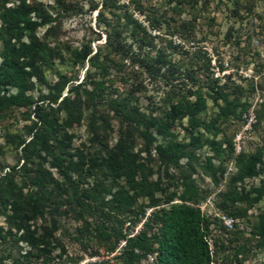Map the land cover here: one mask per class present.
I'll return each mask as SVG.
<instances>
[{"label": "rangeland", "instance_id": "374dc122", "mask_svg": "<svg viewBox=\"0 0 264 264\" xmlns=\"http://www.w3.org/2000/svg\"><path fill=\"white\" fill-rule=\"evenodd\" d=\"M102 1L29 0L36 12L30 16L42 22L34 37L43 56L36 59L30 78L32 86L25 93L33 103L8 109L0 115V171L21 164L18 142L20 138L28 140L30 137L27 127L36 120V104L48 112L47 107L55 108L65 96L76 99L72 120L80 114L79 119L61 131L57 140L67 158L77 160L80 154L84 160L95 158L100 168L97 170L99 177L101 172H106L107 156L118 151L125 130L119 113L114 112L110 102L116 106L127 105L124 107L127 110L135 108L153 115L168 107L170 96L164 94L168 86L158 79H149L145 75L138 77L135 83H141L140 90L131 93L133 80L127 77L131 71L127 60L122 59L125 56L123 50L130 44L129 38L116 52L105 47L106 33L101 20L113 21L112 14L128 12L146 27L153 47L171 60L170 72L179 74L184 84H188L187 75L194 76L195 89L201 91L204 98L208 92L218 100L215 102L206 96V105L198 115L202 126L197 129L190 130L184 119L181 123H172L166 134L151 128L149 144L135 131L128 133L127 140L123 139L124 157L132 166L133 161L142 169L135 177L137 182L143 178L146 183L135 203L139 208L137 213L144 211V215L134 225L124 224L122 231L135 233L142 220L151 217L154 210L168 209L169 204L164 203L166 198L177 203L185 191L195 193L197 198H205V201L219 199V194L227 192L229 179L237 173L239 152L262 151L256 174L234 185L237 197L232 210L237 217L225 214L234 220L233 229L225 232L222 224L216 221L210 225V237L214 251L217 250L213 252V264H264V242L256 233L257 228H264V0H116L117 4L125 6L120 10H114L113 0H106L108 7L97 17ZM9 2L11 5L15 0ZM94 6L95 10L92 9ZM84 45L91 48V55L100 50L99 61L106 63V74L91 67L87 60L83 65L75 61L74 53ZM148 50L147 47L140 53ZM131 51L140 50L132 45ZM118 55L121 59L116 57ZM102 56L110 59L105 61ZM60 76L65 78L61 86L57 85ZM215 79H218L217 84L212 83ZM181 81L173 83L183 87ZM234 86H240L242 91L234 90ZM56 96V102L52 101ZM223 98H237L240 106L246 103L248 109L243 112L239 107L236 117L223 120L217 116ZM58 116L62 121L65 114L60 112ZM8 136L15 139L14 143L7 144ZM169 142L186 144L198 158V165L206 158H212L216 167L224 169L223 174L217 173V182H214L201 173L194 161L189 162L186 158L179 160L180 168L168 166L158 156V148L163 149ZM215 143H221L220 148ZM50 162L51 157L45 156L35 167L42 166L54 178L60 177L50 167ZM125 182L124 177L106 179L112 192L117 185H126ZM257 189L261 193L254 191ZM149 194L158 200L155 207H148ZM149 208L153 210L148 216ZM16 221L9 207L0 206V233L3 236L0 238V256L12 249L18 256L30 251V264H85L96 260L101 264H121V260L114 257L119 256L117 251L121 242L116 252L106 255L96 242L90 247L77 241L89 220L76 213L68 202L46 207L43 216L25 224L36 234L49 237L53 243L47 250L32 249L24 239L27 237L24 230L18 226L23 221ZM151 227L148 234L155 230L154 225ZM95 248L103 256L93 254ZM72 259L79 261L74 263ZM134 264L148 263L140 258Z\"/></svg>", "mask_w": 264, "mask_h": 264}, {"label": "trees", "instance_id": "16d2710c", "mask_svg": "<svg viewBox=\"0 0 264 264\" xmlns=\"http://www.w3.org/2000/svg\"><path fill=\"white\" fill-rule=\"evenodd\" d=\"M9 3V0H0V115L8 109L33 103L30 96L25 93L32 86L30 78L36 59L43 56V51L38 48L34 37V32L42 22L30 16L35 11L32 4L29 0H15V3L11 5ZM111 5L114 6V10L125 8L117 4L116 0H113ZM106 7H108L107 2L103 0L97 11V17L102 15ZM92 9L95 10L96 7ZM112 15L113 21L101 20L106 33L105 47L116 52L123 41L130 39V44L123 50L125 56L122 59L127 60L131 71L130 76H127L133 80L130 84L131 93L140 90L141 83H135L138 77L145 75L149 79H158L164 86H168V90L164 91L165 96H170L168 107L160 114L153 115L152 112L145 114L135 108L127 110L125 109L127 105L116 106L114 102H110L113 104L114 112L119 113L120 122L125 125V130L118 144L119 152H113L112 155L107 156L106 172H101L102 176L99 177L97 170L100 168L97 162L95 163V158L89 157L88 160H84L82 154L77 160H72V157L67 158L62 150L63 146H60L61 142L57 140V135L61 131L79 119L80 114L72 120L76 113L74 106L76 99L65 96L55 108L47 107L48 112H45V107L36 104L34 106L36 120L27 127L30 137L28 140L20 138L18 142L21 164L8 166L6 170L0 171V206L9 207L15 221H23L18 226L24 230L27 235L24 239L32 249L47 250L53 242L47 235L36 234L35 231L30 230L29 226H25L26 222L43 216L46 207L68 202L76 213L89 220L86 222L83 233L81 232L79 238H76L77 241L84 246H90L96 242L97 247L102 248L106 255L116 252L120 242L124 241V245H119V251H117L119 256L114 255L121 260V264H134L140 258H145L147 253L155 254L156 264H210L212 257L204 237L211 232L210 225L217 220L201 214L197 205L205 198L199 199L195 193L185 191L177 203H173L170 197L166 198L164 203L169 204L168 209L154 210L137 234L129 236L122 231L124 224L134 225L144 215V211L137 213L139 208L135 203L137 195L142 192L146 183L143 178L137 182L135 177L142 172V169L131 160L134 164L132 166L125 158L123 139L127 140L128 133L135 131L142 137V141L149 144L152 139L151 128L166 134L172 123H181L184 119L190 130L197 129L202 126L198 115L206 105V96L211 97L215 102L218 98L211 96L208 92H205L204 98V94L195 89L197 82L194 76L187 75L188 84H184L179 74L170 72L173 66L171 60L163 51L153 47L146 27L131 14L123 12L121 15ZM132 45L140 51H131ZM147 47L148 51L140 53ZM91 52L89 46H82L74 53L75 61L83 65L87 60L91 67L99 69L102 75L106 74V63L99 61L100 50L97 49L93 55ZM116 57L121 59L120 55ZM102 58L105 61L110 59L107 56ZM175 80L181 81L184 86L179 87L174 84ZM217 82L218 79L212 80V83L217 84ZM63 83L65 78L60 76L57 85L61 86ZM13 89L15 92H11ZM233 89L242 91L240 86H234ZM216 91L214 93H217ZM58 94L59 92L57 96ZM57 96L51 100L56 102ZM192 97L194 100L191 99ZM239 107L243 112L248 109L246 103L240 106L237 98L231 100L223 98V104L219 105L217 116L223 120L236 117V110ZM60 112L65 114L62 121L58 116ZM8 137L7 144L14 143L15 139ZM215 145L220 148L221 143H215ZM229 146L232 150V145L229 144ZM45 156L51 157L50 167L54 168L60 177L54 178L52 173L42 166L35 167ZM158 156L168 166L174 168L181 167L178 162L182 158H186L189 162L194 161L198 165V158L186 144L169 142L163 149L158 148ZM236 160L237 173L229 179L227 192L219 194V199H215L216 207L223 214L228 213L232 217H237L232 210L237 197L234 185L256 174V166L262 161V151L252 154L241 151L236 156ZM198 168L214 182H217L216 174H223L224 171L221 166L216 167L210 157L199 164ZM191 171L194 172L195 169ZM108 177L114 179L124 177L126 185H117L112 192V188L106 184ZM254 191L257 194L261 193L259 189ZM149 195L148 207H155L158 200L154 199L152 194ZM151 225L155 226V230L148 234L147 230L152 229ZM222 229L224 230L223 227ZM256 233L264 242V228H257ZM0 238H3L1 233ZM93 251V254L98 257L103 256L99 254L100 250L95 248ZM14 254L17 255L12 249H9L5 256L1 254L0 264L31 263L30 251L20 256ZM71 261L78 263L79 259ZM101 263L96 260L85 264Z\"/></svg>", "mask_w": 264, "mask_h": 264}, {"label": "built area", "instance_id": "2783aa9c", "mask_svg": "<svg viewBox=\"0 0 264 264\" xmlns=\"http://www.w3.org/2000/svg\"><path fill=\"white\" fill-rule=\"evenodd\" d=\"M198 208L201 212L202 215L213 219H216L218 222H220L222 224V227L224 228L225 231L229 232L233 229L234 227V220L231 218H228L225 214H223L215 205V199L213 200H207V201H202L200 202L198 205ZM153 210V208H149L147 211V215H150V212ZM148 217H145L142 220L141 225H139L136 230L135 233H128L129 236H133L135 234H137L138 232H140V230L142 229V226L144 224V222L147 221ZM142 219V218H141ZM141 221V220H140ZM134 227V226H133ZM211 230V228H210ZM211 233H209L208 235H206L204 237V241L207 243L209 250H210V255L211 257H213V252H214V245L212 243L211 240ZM124 245V241H121L120 246ZM144 260L146 261V263L148 264H156L155 262V254H151V253H147L145 255ZM210 264H213V261L211 260Z\"/></svg>", "mask_w": 264, "mask_h": 264}]
</instances>
